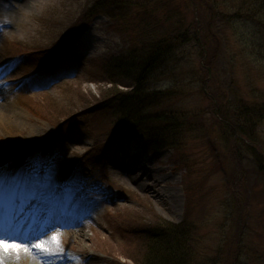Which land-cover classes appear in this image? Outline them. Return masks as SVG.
Instances as JSON below:
<instances>
[{
    "label": "rangeland",
    "instance_id": "374dc122",
    "mask_svg": "<svg viewBox=\"0 0 264 264\" xmlns=\"http://www.w3.org/2000/svg\"><path fill=\"white\" fill-rule=\"evenodd\" d=\"M9 3L12 6L2 12L14 18L7 35L22 49L50 45L72 20L98 5L96 0ZM109 5L102 6L89 39L75 48L93 54L82 59L85 64L74 63L80 72L74 79L58 80L28 96L7 92L0 101V143L32 147L47 140L70 115L80 111L79 117L97 101L91 100L103 90L111 56L141 57L158 36L167 54L171 50L145 86L148 93H160L153 106L147 104L148 116L175 119V126L164 127L165 136L158 140L168 150L156 163L152 160L151 176L138 186L128 173H118L125 196L119 217L130 220L129 237L116 243L107 230L91 235L88 226L74 237L65 234L59 249L67 255L59 264H83L84 258L87 264H115L109 255L124 264H146L144 255L154 236L173 228L178 264H264V167H259L264 165V122L242 129L237 119L235 133L230 132L236 123L232 108L239 114L244 105L257 107L264 116V0H111ZM137 63L131 61L130 67ZM129 78L122 80L132 84ZM118 90L105 92L104 98ZM83 99L88 105L81 106ZM109 113L101 114L104 124L90 118L76 137L73 130L61 132L58 137L68 139L65 155H92L98 150L91 146L122 137L119 130H108ZM146 150L147 157L155 156ZM17 258L11 264H27L25 256Z\"/></svg>",
    "mask_w": 264,
    "mask_h": 264
},
{
    "label": "trees",
    "instance_id": "16d2710c",
    "mask_svg": "<svg viewBox=\"0 0 264 264\" xmlns=\"http://www.w3.org/2000/svg\"><path fill=\"white\" fill-rule=\"evenodd\" d=\"M256 1V0H255ZM259 1V0H257ZM258 4V3H257ZM254 5V3H253ZM264 10V9H263ZM158 36V35H157ZM159 40H157V42L153 45H151L149 47V49L146 51V53H144L143 56H141L138 59V63L136 65H134L133 67H130V60H127V58H125V60H127V64H128V78L131 76L132 77V84H130V82L128 84H124L122 82V86L129 88L131 90V93L134 94L135 97H137L140 101H145V99H149L148 98V92H147V88L145 87L146 84H144L145 82H148L146 78V75L151 74L152 72L156 71L157 69H159L160 65L163 63L164 59H168L167 57H169V54H167L168 49L163 45L162 43V38L160 36ZM178 39L184 40V36H178ZM170 52V51H169ZM142 58V59H141ZM132 60H137V57L132 59ZM131 70H130V68ZM130 79V78H129ZM150 82V81H149ZM118 85L115 83H112L111 87H106L103 86V90H101V88H99V92H98V99H102L104 98V93L105 92H115L117 91ZM160 94V93H157ZM96 98H93L91 101H95L98 100ZM79 103H82L81 106H86L88 105V101H86L85 99H83V101H79ZM147 104V103H146ZM145 104V106H146ZM235 104H233V106H231L230 108L234 107ZM119 109V113L121 114V118L123 120H126L127 118H129L127 122L128 126H131L133 128L136 129H141L142 128V113H136L134 116H132L130 118V108H122V106H118ZM242 110H240V113H236L234 112V108H232L231 114L234 115L235 119V124H234V129H230L231 133H235L236 131V127H237V119H239V122L241 123V127L243 128H250L251 124H255L256 122L258 123H262L264 122V116L260 115L261 113L258 111L257 107H248V106H242L241 107ZM134 114V113H133ZM264 115V113H262ZM161 118V117H160ZM154 123L156 124H161V125H165V127H173L175 126V119L174 118H170L169 116H164L163 119H158L156 120ZM163 125V126H164ZM164 129V128H163ZM180 128L176 129L179 130ZM165 134V132H164ZM163 135V134H162ZM172 231L176 232L174 230V228L167 232L164 233L162 235H157L154 236L156 240L152 241L151 244L153 246L151 247H147V252L146 255H144L145 260H146V264H178L179 261V246H177L176 244L172 243L175 242L177 243L175 240L177 239L175 236L176 234L172 233ZM179 244V243H177ZM183 260H185V258H182ZM180 264V263H179Z\"/></svg>",
    "mask_w": 264,
    "mask_h": 264
},
{
    "label": "snow or ice",
    "instance_id": "6c2138e0",
    "mask_svg": "<svg viewBox=\"0 0 264 264\" xmlns=\"http://www.w3.org/2000/svg\"><path fill=\"white\" fill-rule=\"evenodd\" d=\"M51 239L55 243L56 248L59 249L60 248L59 237L54 236ZM19 247H20V245L13 244V243H11V241L5 243L4 238L0 237V250H7V249H12V248L18 249ZM36 247L42 248L46 254H52V249L47 247L45 242H41V244L37 245ZM60 250L62 251L63 249H60Z\"/></svg>",
    "mask_w": 264,
    "mask_h": 264
},
{
    "label": "bare ground",
    "instance_id": "6f19581e",
    "mask_svg": "<svg viewBox=\"0 0 264 264\" xmlns=\"http://www.w3.org/2000/svg\"><path fill=\"white\" fill-rule=\"evenodd\" d=\"M20 112L23 113V114H25V112H23V111H20ZM150 176H151V175H150ZM153 176H154V175L152 174V177H153ZM171 196H172V195H170L169 198H170ZM174 204H175V203H173V202L170 203L171 208L174 207ZM128 211L130 212V210H128ZM125 226H126V227H129V226H130V220H128V221L125 223ZM3 258L8 259L9 256H8V255L3 256V257L0 256L1 262H3L4 264H7V263H6L7 261H6L5 259H3Z\"/></svg>",
    "mask_w": 264,
    "mask_h": 264
}]
</instances>
